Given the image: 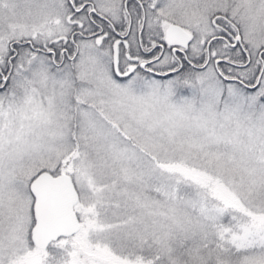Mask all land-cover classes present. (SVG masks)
<instances>
[{"label":"snow or ice","instance_id":"obj_1","mask_svg":"<svg viewBox=\"0 0 264 264\" xmlns=\"http://www.w3.org/2000/svg\"><path fill=\"white\" fill-rule=\"evenodd\" d=\"M0 264H264V0H0Z\"/></svg>","mask_w":264,"mask_h":264}]
</instances>
